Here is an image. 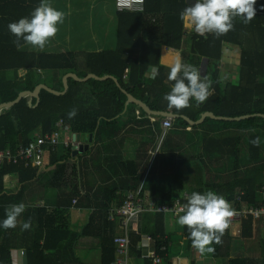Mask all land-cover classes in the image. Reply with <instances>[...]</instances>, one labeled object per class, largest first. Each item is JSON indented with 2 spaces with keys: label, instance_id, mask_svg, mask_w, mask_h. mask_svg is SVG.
I'll return each instance as SVG.
<instances>
[{
  "label": "trees",
  "instance_id": "1",
  "mask_svg": "<svg viewBox=\"0 0 264 264\" xmlns=\"http://www.w3.org/2000/svg\"><path fill=\"white\" fill-rule=\"evenodd\" d=\"M174 3L177 0H168ZM159 0H147V5ZM41 0H0V103L17 99L25 90L33 91L43 83L49 87L62 91V76L73 72L79 77L89 73L98 76L112 75L123 88L143 99L151 109L157 111H169L179 115H186L193 120L200 118L206 111L216 115L236 117L247 114H264V0H257V16L249 24H244L239 18L235 21V30L228 34L215 38L208 34L199 36L196 51L201 55L194 61L198 66L202 56L209 58L207 75L212 82L213 93L210 98L196 105L192 101V107L177 111L169 109L164 95L170 92L174 82L169 85L163 80L165 74L159 72L156 78L145 80L144 68L138 70V65L131 63L130 59L116 51H68L61 53L20 51L14 45L15 37L9 32L8 24L16 22L20 18L30 17L34 9L39 6ZM123 12V11H122ZM119 11V28L124 30L129 27L131 16H125ZM128 15V14H127ZM120 33V32H119ZM120 38V36H119ZM23 43V41H22ZM222 44H233L239 47L241 52L240 68L238 69L239 81L228 82L222 85L219 80V61ZM122 48V44H121ZM51 72L52 81L44 82L39 72ZM137 71L139 73H137ZM20 73H23L21 75ZM63 75L61 76L60 74ZM127 73L129 81L125 83L124 75ZM55 80V83H53ZM138 81H146V89H140ZM68 91L64 95H54L47 90H41L40 102L36 107L28 106V97L9 109L0 111V150L9 148L16 150L20 144L32 140L38 135L45 134L52 137L58 133V138L39 144L42 153V167L30 165L25 167L24 161L19 159L16 163L5 159L0 164V222L6 218V209L12 204L23 203L24 186L18 190L7 188L5 178L14 173L19 175L20 181L27 182L33 178L37 171L43 168L54 167L45 173L47 183L41 185L51 189V197L59 198L60 202L51 209L44 205H30L26 203V210L22 215V221L31 220V228L27 231L18 229L5 230L0 227V264H12V250L25 247L27 264H78L75 254V245L84 235L98 239L102 248L101 264H110L115 259L113 237L116 224L107 220L110 203L117 199L116 191L124 189H137L142 181L143 171L147 164L149 145L140 146L135 160H119L116 163L109 162L106 171L117 177L104 188V206L98 212L92 213L90 223L77 233L71 229L69 223V210L73 199L80 198L89 204L88 198L81 199L82 187L76 181H80L81 170L87 171L90 164L91 149L81 154L72 155L70 149L63 148L65 138L71 132L82 135L94 134V142L106 146L120 143V132L124 125L119 123L118 117L125 110L126 94L117 86L113 79L98 81L89 79L86 82L68 80ZM136 90L147 92V97L138 96ZM137 93V94H136ZM33 100V105L36 104ZM76 108L78 114L69 119L68 113ZM142 111V110H141ZM143 114H145L142 111ZM162 121L165 117H158ZM161 121V123H162ZM172 125L164 140V158L170 162L176 151L183 154L182 149L185 140L188 148L185 155L188 158L178 164L170 162L168 173L163 177L169 178L170 192H162L156 178L151 177L142 184V191L148 188L153 196L159 195V204L171 206L176 195L173 189L176 185H183V164L185 160H191L198 169L194 181L188 182V191L204 193L212 190L223 195L236 211L249 210L250 207H258L262 204L261 195L257 192L258 186L264 179V118L254 116L239 121H219L207 118L201 125L192 126L187 130L188 123L182 119H171ZM107 128L108 134L103 133ZM252 131L244 132L242 130ZM260 137V146L254 147L251 140ZM35 143L39 140L35 139ZM119 146L105 150V158H113V154ZM194 153L189 154L188 150ZM97 152L93 156L95 162ZM121 159V158H120ZM164 167L165 161L162 160ZM103 170V167L100 166ZM35 169V171H33ZM100 170L98 177L105 174ZM204 171L206 173H204ZM107 174V173H106ZM164 183L165 181H159ZM177 187V186H176ZM57 192L60 194L57 195ZM56 194V195H55ZM53 195V196H52ZM121 198V197H120ZM124 200L117 199V206ZM149 214L148 216H150ZM167 213L153 212L151 218L153 229L146 228L153 239L156 240L155 250L158 254H165L163 264H172L174 256L181 255L180 237L185 236L191 244L187 227H183V235H163L166 232L164 217ZM150 218V217H149ZM263 219L251 217L242 221V241L252 240L259 228L258 224ZM71 225V226H70ZM231 240L229 228L222 237V243L213 244L215 252L213 257L228 259V264H264V238L260 240V252L258 256L236 255L231 253ZM164 245L165 250L160 247ZM13 250V251H14ZM250 254L258 253L249 252ZM129 264H152L150 259L145 263L137 260L139 252L130 251ZM133 256V258H132ZM68 261V262H67ZM132 261V263H131Z\"/></svg>",
  "mask_w": 264,
  "mask_h": 264
},
{
  "label": "crops",
  "instance_id": "2",
  "mask_svg": "<svg viewBox=\"0 0 264 264\" xmlns=\"http://www.w3.org/2000/svg\"><path fill=\"white\" fill-rule=\"evenodd\" d=\"M49 3L51 4V0H49ZM192 3H194V0H177L174 3H170L168 0H159V2L150 3L147 5V0H144L143 10L141 11H121L125 16L130 15L131 18L129 27L119 31V12L116 10L115 0H57L55 6L59 5L61 7L56 9L65 13V19L63 24L58 25L59 32L56 37H58V40L69 49L50 50L45 52L61 53L68 51H82V48L96 47L98 48L97 51L113 52L120 49L119 53L122 56H126L127 59L129 58L131 63L135 62L138 65V70L141 68L145 69V72L143 73V78L145 80L153 79L151 67H156L158 69V73L162 72V74H165L163 80L169 85L171 81H167V75L170 71V66L174 63L177 56H179L182 61L196 66L194 61H197V57L201 55L196 51L198 48L197 40L201 35L195 33L190 24H186L180 19L181 11L190 6ZM72 17L82 21V27L77 26L75 20L72 19ZM85 27L88 29L86 30ZM205 38H207V36ZM74 47L76 48L72 50ZM20 51L42 52L43 50L35 49L30 45H25L24 47L20 48ZM236 51L239 50L235 49L233 44H222L219 64L224 63L225 60L227 61L231 59L228 56L229 54H231L232 57H235V54H239L241 59V51L238 53ZM240 59L237 58L239 65ZM208 62L209 58L202 56L198 63L199 65L196 67L200 70L202 76L209 79V76L207 75ZM137 73L139 72L137 71ZM220 73L221 72L219 69V80L225 81L221 77ZM124 77L125 83H127L129 81V78H127V73L124 75ZM226 81H235V78L233 75L228 76ZM140 82H144L142 84H138L140 89H146V81H138V83ZM125 91L128 92L126 89ZM136 91L139 93L138 96L147 97L146 91L143 93L139 90ZM128 93L133 95L136 99L144 101L143 99L135 96L130 91ZM141 110L142 109L138 108L135 104L126 105L125 102V110L121 115L118 116L121 117L119 119V123L124 125L120 132V143L118 144H112L106 147L105 145L94 141L89 144V134L77 136L79 143L89 145V148L81 153L82 156L85 152L91 149V165L88 169H85L87 171L80 169L81 178L80 181H76V185L79 184L82 187L81 199L86 200L87 197L89 199V204L81 201L80 198H75L73 199L72 207L69 210L68 221L72 225L71 229L77 233H80L90 223L92 213L98 212L104 206L102 203V200L104 202L105 197L104 188L107 187V185L112 181H117L116 176L112 175L111 173L108 175L109 173L106 171V166L110 164L109 162L117 164L119 160L125 161L126 163L128 161L135 160L138 156L137 152L139 151V147L149 145V149L147 151V163L149 161V165L145 173L143 171L142 179L146 175L145 181H147L152 175V179L156 178V182L158 183L160 190L169 194V178L165 179L163 177L165 168H167L165 173H168V165H172L170 162H177L178 164L181 160L188 158L185 155L186 146L188 148V142L186 140L184 144L187 145L179 150L182 151L183 154H180L178 151H176L174 158L171 159L170 162H168L167 158H164V140L168 135L167 131L169 129L162 127L161 119L147 115L146 113L143 114ZM191 127L192 126L187 127V130H191ZM38 133L39 132L35 133L36 136ZM103 133L105 136L108 134L107 128L104 127L102 135ZM158 145L159 153L154 159H151L149 151L155 149ZM116 146H119L118 149L113 154H110L113 158H105V150L113 149ZM96 152V160L93 162V156ZM188 152L189 154H193L194 150L190 149ZM162 160L166 162L165 167L163 163H161ZM100 166L103 167V170ZM47 169L48 168H43L38 170L36 175L27 182L20 181L19 175L17 173L13 172L11 174L15 175L14 184L17 185V187H13L14 191L18 190L21 186H24V204L29 203L31 199H35L40 201L36 205L45 204L48 209H51L56 207L57 203L60 202L59 198L51 197L50 188L46 189V187H41V185L48 182L44 176L45 173L48 172ZM100 170L105 173L102 178L97 176ZM33 171H35V169H33ZM197 172L198 169L194 164H192L190 158L185 160L183 164L182 176V180H184L185 183L183 185L179 184L176 185L177 187H173L175 190L173 195H176L177 197L171 206L177 202L182 203V205L187 202V198L190 195L187 188V183L194 181V177ZM204 173L206 172L204 171ZM7 178L8 179H5V182L9 185L11 177L9 176ZM159 181H165V184L159 183ZM263 182L264 179L261 181V183ZM35 188H39L37 195H35L36 193L33 192ZM128 191H132V189L116 191L115 195L117 196V199H121L122 195L125 196L126 192ZM59 194L60 193L57 192V195ZM142 196L146 202L149 201L157 205L156 200H159V195L153 196L149 192L148 188L142 192ZM117 199L110 203L108 212L110 209L117 206ZM160 205L171 207L168 204ZM153 212V210H146L142 214L140 234H136L135 232L130 233L129 252H127L126 256L123 255L124 257H128V264L131 260L130 251H133V248H135V251L139 252L138 257L133 258L132 256V258L135 259L133 261H136L137 259L142 263H145L148 254L155 249V239L159 238L161 234H158L156 238L153 239V236L149 233L153 229L152 225L150 224L153 222L151 218ZM149 214L151 215L148 216ZM182 214L183 213L174 215L172 213H167L168 216L164 217L166 232H164L163 235H183V227L177 223L179 215ZM20 219L22 221V216ZM19 228L20 227H18V229ZM146 228L149 230V232H146ZM231 232L233 233V231H230V233ZM118 234H120V230L116 225L114 236ZM230 235L234 236V234ZM180 238L181 241L179 244L181 245V251L179 252L181 255L174 256L171 259L172 264H228V259L215 258L213 257V253L201 254L196 249H194L190 243H188L185 236ZM236 239H238L237 242H241L242 244L240 248H236V251H244L246 249L245 242L242 241L239 236ZM79 240L78 246H75L77 263L101 264L102 248L100 241H98V239L90 238L89 235H84ZM84 242L93 244V246L83 248L85 246ZM113 246L115 250L114 243ZM13 250L11 252L12 264H27L25 247L23 246L22 248L16 249L14 251ZM230 250L232 253L233 244L230 247ZM117 258L118 255L115 251V259L110 264L115 262ZM163 263L164 260L161 264Z\"/></svg>",
  "mask_w": 264,
  "mask_h": 264
},
{
  "label": "clouds",
  "instance_id": "3",
  "mask_svg": "<svg viewBox=\"0 0 264 264\" xmlns=\"http://www.w3.org/2000/svg\"><path fill=\"white\" fill-rule=\"evenodd\" d=\"M256 4L257 0H194V3L181 11L180 19L186 24H190L198 35L206 37L211 34L215 38H220L235 30L237 18L244 24L251 23L257 16ZM261 10H264V7ZM64 19L65 13L54 8L49 0H41L30 17H23L16 22L9 23L8 30L15 37L13 43L17 49L30 45L35 49L43 50L57 36L58 25L63 24ZM151 73L153 78H156L158 69L151 67ZM167 81L174 83L170 92L166 93L163 99L167 102L169 109L177 111L192 107V101H195L196 105L199 106L206 102L214 91L211 80L202 76L196 66L182 61L179 56L170 66ZM77 114L78 110L73 108L68 113V118L73 119ZM242 131L252 130L244 129ZM74 135H76V140ZM79 135L82 134L71 132L67 135L70 137L69 141L66 142L65 138L63 143V148L70 149L72 155L73 151L77 150L81 144L77 140ZM45 136H47L46 133L37 135L32 140L20 144L16 150L6 148L0 151L9 154V157L11 156L8 161L16 163L21 159L24 161L25 167L30 165L42 167L43 161L42 164L38 165L34 158L27 159L18 151L34 142L35 139ZM251 143L254 147H259L260 137H255ZM261 185L262 183L258 186V193ZM261 202L260 205H263V199ZM25 210L24 203L10 205L6 209V218L0 222V227L5 230L16 229L17 227L24 231L29 230L31 220L21 221L20 219ZM180 211L183 214L179 215L177 223L181 227H187L191 246L201 254L215 252L213 244L222 243V237L229 228L232 218L237 215L233 205L223 195L212 190L204 193L192 192L188 196L187 202L181 206ZM251 217L253 216L249 215L242 221ZM242 221L240 222V230Z\"/></svg>",
  "mask_w": 264,
  "mask_h": 264
},
{
  "label": "built area",
  "instance_id": "4",
  "mask_svg": "<svg viewBox=\"0 0 264 264\" xmlns=\"http://www.w3.org/2000/svg\"><path fill=\"white\" fill-rule=\"evenodd\" d=\"M144 0H115V6L117 11H141L143 10ZM172 123L169 118H165L162 121V127L169 128ZM58 138V133H54L52 137H42L39 138V142H32L26 147H22L19 149L18 153L23 155L25 158H34L36 164H42L43 157L42 153L39 149V144H45L47 141H53ZM70 139L69 136L66 137V142ZM159 153V145L149 151V155L151 159H154ZM11 156L9 154H5L3 151H0V164L3 163L5 159L10 160ZM152 162V161H151ZM146 179V175L143 177L139 187L136 190L126 192L124 196V200L120 204V206H116L109 210L107 219L108 221L116 223L117 227L120 230V234L114 236L113 243L115 244V251L118 255V258L112 264H128V257L126 256L127 252H129L130 247V233L135 232L136 234H140V223L141 217L144 211L153 210L158 213H172L174 215L181 214L180 208L182 203H175L171 207H166L165 205H155L149 201H145L142 196V184ZM259 194L261 195L264 201V182L260 186ZM237 215L234 216L231 220L230 225H235L233 230L234 236L240 235V222L243 218H246L249 215H252L256 219L262 218L264 220V204L259 205L258 207H250L249 210L244 211H236ZM165 238L168 235H164ZM165 246L162 245L160 250H165ZM124 255V256H123ZM167 256L165 254H158L156 250H152L147 258L150 259L152 264H161L162 261Z\"/></svg>",
  "mask_w": 264,
  "mask_h": 264
},
{
  "label": "water",
  "instance_id": "5",
  "mask_svg": "<svg viewBox=\"0 0 264 264\" xmlns=\"http://www.w3.org/2000/svg\"><path fill=\"white\" fill-rule=\"evenodd\" d=\"M70 78L74 79L77 82H86L89 79H95L98 81L113 79L116 82L117 86L121 89V91L126 94L127 96L126 105L135 104L138 108L142 109L144 113H146L147 115L153 116V117H165V118H170V119L182 118L189 124V126L201 125L207 118H210L212 120H219V121H239V120L248 119L254 116H260L264 118V114H260V113L229 117V116L216 115L214 112L206 111L201 114L199 119L193 120L186 115H179V114H175L169 111H157V110L151 109L147 103L139 99H136L133 95L125 91V89L121 87L118 80L112 75L98 76L94 73H89L84 77H79L76 73H73V72H68L62 77V82H63L62 91L55 90L49 87L48 85L40 83L34 88L33 91H30V90L22 91L18 95L17 99L9 101V102L0 103V111H2L3 109H9L13 107L18 102H20L23 98H26V97H28V102H27L28 106L36 107L40 102L41 90H47L48 92L54 95H64L68 91V88H69L68 80ZM34 99L37 101L35 105L32 104ZM74 139L76 140V135H74ZM93 140H94V134L93 133L89 134L88 143H92ZM88 148H89L88 144H80L78 149L73 151V155L81 154L83 153L84 150H87Z\"/></svg>",
  "mask_w": 264,
  "mask_h": 264
},
{
  "label": "rangeland",
  "instance_id": "6",
  "mask_svg": "<svg viewBox=\"0 0 264 264\" xmlns=\"http://www.w3.org/2000/svg\"><path fill=\"white\" fill-rule=\"evenodd\" d=\"M112 1V0H111ZM55 3H57V0H51V5L54 7V8H60L61 6H55ZM59 3V2H58ZM72 19H74L75 20V23H76V25L77 26H79V27H82V21H79V19H75L74 17H72ZM85 29L87 30L88 28L87 27H85ZM76 47H74V48H72V50H74ZM66 49H69L68 47H65L59 40H58V37H55L52 41H51V43H49L48 45H46V47L43 49V51H50V50H66ZM71 49V48H70ZM92 49V50H91ZM97 47L96 48H82L81 50L82 51H97ZM235 49H237V50H239V51H236L237 53L238 52H240L241 50H240V48L239 47H235ZM229 56V58H231V59H229V60H225L224 61V63H220L219 64V69H220V74H221V77L225 80V81H221L222 82V85L224 86V85H226L228 82H238L239 80H238V78H239V75H238V69L240 68V65H239V62L237 61V58L238 59H240V56H239V54H235V57H232L231 56V54H229L228 55ZM232 58H234V59H232ZM51 72H39V75H40V78L41 79H43V81L46 83V82H49V81H52V75L50 74ZM21 75H23V73H20ZM66 74V73H65ZM64 74V75H65ZM61 76L63 75V73L62 74H60ZM63 75V76H64ZM234 76V78H235V81H226L227 80V77L228 76ZM62 76V77H63ZM233 80V79H232ZM53 83H55V80H54V82ZM148 165H149V161H148V163H147V165H146V167H145V170H144V173H145V171H146V169H147V167H148ZM54 167H49L48 169H47V171H49V170H52ZM46 171V172H47ZM11 177L10 179V183H9V185L7 186V188H13V187H17V185L16 184H14V181H15V175H8L7 177ZM5 178V179H8V178ZM38 191H39V188H35L34 190H33V192L34 193H36L35 195H37V193H38ZM40 201H37V200H35V199H31L30 200V202H29V204L30 205H36V204H38ZM42 204V203H41ZM234 228H235V225H230L229 226V229H230V231H233L234 230ZM257 228H259V230H258V232H256V236H255V238L254 239H252V240H248V241H245V247H246V249L244 250V251H240V252H238V251H236V248L238 249V248H240V246L242 245L241 244V242H237V240L238 239H236V238H238V237H234V236H231L232 237V240H231V246H232V244H233V251H232V254H233V256H236V255H250V256H258L259 255V252H260V248H259V246H260V240L261 239H263L264 238V220H263V223H260V224H258V226H257ZM230 234H232V232L230 233ZM80 241V240H79ZM79 241L76 243V245L78 246V243H79ZM84 241V240H83ZM85 243V242H84ZM75 245V246H76ZM88 246H93V244H89V243H85V246L83 247V248H87ZM258 251V253H254V254H250L249 252H257Z\"/></svg>",
  "mask_w": 264,
  "mask_h": 264
}]
</instances>
